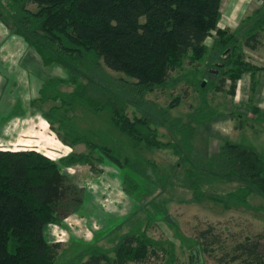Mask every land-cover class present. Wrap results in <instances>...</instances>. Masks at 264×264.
Masks as SVG:
<instances>
[{"label":"trees","instance_id":"obj_1","mask_svg":"<svg viewBox=\"0 0 264 264\" xmlns=\"http://www.w3.org/2000/svg\"><path fill=\"white\" fill-rule=\"evenodd\" d=\"M260 2L261 7L233 31L218 27L221 0H1L0 19L25 39L45 67L60 66L67 73L43 82L41 101L62 99L61 106L46 113L50 122L63 109L60 121L69 125L72 118L68 112L79 105L95 115L108 112L110 128L132 150L141 144L172 148L187 164L196 193L206 183L236 176L244 185L239 196L234 193L229 197L249 205L251 193L264 198V153L225 139L217 152L210 153L208 148L206 158L193 145L199 126L227 112L204 100L185 121L146 101L145 95L156 88L179 85L182 78L171 74L186 70V82L201 95L212 89L234 97L243 74L261 69L244 53L245 47L255 50L263 44L264 2ZM29 4L37 10L28 8ZM107 69L125 77L115 78ZM68 85L73 86L71 91L61 90ZM255 85L253 79V88ZM180 101L181 96H176L169 108ZM130 104L138 111L130 114ZM248 107L259 112L252 101ZM158 124L167 128L174 141L160 139ZM67 127L73 133L67 131L62 140L72 150L59 159L36 149H0V264L58 263L62 243L47 239V227L60 223L85 201L64 169L90 165L95 170L96 150L102 153L99 162L108 157L119 168L121 181L131 188V194L140 188L128 176L129 156H121L106 142L95 141V130H89L87 136L75 126ZM79 144H85L88 151L74 150ZM207 233L210 230L202 235ZM161 244L137 229L124 235L110 252L102 248L81 264H148L151 257H159V250L167 252ZM189 246L192 258L195 246L202 256L206 250L199 240ZM258 247V243L238 245L243 254L264 264ZM85 256L79 253L78 257L82 260Z\"/></svg>","mask_w":264,"mask_h":264},{"label":"rangeland","instance_id":"obj_2","mask_svg":"<svg viewBox=\"0 0 264 264\" xmlns=\"http://www.w3.org/2000/svg\"><path fill=\"white\" fill-rule=\"evenodd\" d=\"M1 5L0 0V10L3 11ZM28 8L37 10L34 4H29ZM207 43L211 45L212 41L209 39ZM24 58L26 57L21 59V63ZM52 69L53 71L49 72L50 78L67 75L60 66H54ZM186 72H172V77L180 76L182 82L174 87L156 88L147 92L145 100L163 110L169 109L170 116L180 117L185 121L188 120L186 116L204 100L220 111L228 112L232 109V99L228 94L217 93L211 89L205 96L201 95L186 82ZM108 73L115 78L125 77L122 73L111 70H108ZM209 78L212 79V76ZM229 84L228 82L227 85ZM60 88L66 92L71 91L73 86ZM179 95L180 103L169 108L170 103ZM61 104L60 97L57 100H40L36 103L38 107L42 106L47 121L42 122L43 127L37 125L33 130L29 129L27 136H22L19 140L24 143L23 146L16 148H38L44 154L59 159L72 150L62 140L71 129L67 126H75L87 136L90 134L89 130H95V141L99 144L106 142L114 151L121 153V156H129L128 176L140 185V188L137 193L131 194V188L122 183L121 172L110 158L104 157L103 162L98 161V158L102 157L100 150L93 152L97 158L95 170L91 169L90 165L66 167L64 172L81 189L85 201L77 206V211L68 214L60 223L52 226L53 230L51 227L46 232L50 242L62 243L57 264H81L90 253H96L102 248L110 252L124 235L137 229L145 230L148 236L162 243V247L167 251L159 250V257H151L148 264H193L189 245L196 240L206 247L203 264H257L247 253L243 254V251L238 249L239 244L253 243H258V252L264 261L262 196L256 193L248 195L249 205L229 197L230 194L236 193L235 197L241 194L240 187L244 183L239 182L236 176V179L206 183L202 185L201 192L196 193L189 179L187 164L181 161L172 148H148L141 144L136 150H132L129 143L121 141L110 128L108 112L95 115L81 105L68 112L72 119L69 125L64 124L66 127L60 121L63 109H60L53 117L55 119L50 122L46 113ZM137 109L136 105L130 104L128 111L133 114ZM237 111L247 113V110L241 107H238ZM223 115L219 113L210 125L197 128L193 145L199 155L207 158L208 148L210 153L217 152L225 139L246 144L264 153V121L248 122L231 118L224 121L226 124L221 122L226 126L216 127ZM239 124L241 128L238 129ZM251 124H254V128H251ZM157 128L164 143L174 141L164 125L158 124ZM217 129H220V132ZM70 132L69 134L73 133ZM0 147L8 148L5 145ZM73 149L78 152L88 151L85 144H79ZM205 230H210V233L203 236L202 232ZM79 253H85L86 256L81 260L83 255L79 258Z\"/></svg>","mask_w":264,"mask_h":264},{"label":"crops","instance_id":"obj_3","mask_svg":"<svg viewBox=\"0 0 264 264\" xmlns=\"http://www.w3.org/2000/svg\"><path fill=\"white\" fill-rule=\"evenodd\" d=\"M263 2L264 0L262 4ZM260 7V0H221V18L218 27L231 31L236 30L246 17L252 15ZM209 39L212 41L211 38ZM244 53L248 61L261 69L255 73L247 71L243 74L238 82L235 96L229 95L232 99V109L223 115L222 120L216 123V127L226 126L224 121L231 118L244 119L248 122L264 121V39L258 49L252 50L245 47ZM23 57L26 58L21 63ZM51 71L53 69L43 65L40 56L25 39L12 32L9 26L0 19V145L8 146V148L0 147V149L19 150L16 146H23L24 143L19 141L22 136H27L29 129L33 130L35 126H41L46 120L42 106L38 107L36 103L40 102L43 82L49 78ZM253 79L256 80L254 88ZM251 101L259 112L254 113L248 107ZM238 107L246 109L247 113L238 112ZM237 114L243 117L238 118ZM210 123L212 122L205 125H210ZM234 126L235 123L233 128ZM239 128H241L240 124ZM251 128H254V124H251ZM217 130L220 132V129ZM221 130L223 131V128ZM21 149H36L42 152L38 148ZM56 225L57 223L49 225L47 230Z\"/></svg>","mask_w":264,"mask_h":264},{"label":"water","instance_id":"obj_4","mask_svg":"<svg viewBox=\"0 0 264 264\" xmlns=\"http://www.w3.org/2000/svg\"><path fill=\"white\" fill-rule=\"evenodd\" d=\"M226 53L229 56V50H227ZM222 58H225L224 55L222 56ZM216 64L219 65V66H221V67L223 66V64L221 62H217ZM193 254H194L193 264H203V256L201 254V251L199 249V246H195L193 248Z\"/></svg>","mask_w":264,"mask_h":264},{"label":"bare ground","instance_id":"obj_5","mask_svg":"<svg viewBox=\"0 0 264 264\" xmlns=\"http://www.w3.org/2000/svg\"><path fill=\"white\" fill-rule=\"evenodd\" d=\"M48 155V154H47ZM49 157H51V158H54V157H52L51 155H48Z\"/></svg>","mask_w":264,"mask_h":264}]
</instances>
